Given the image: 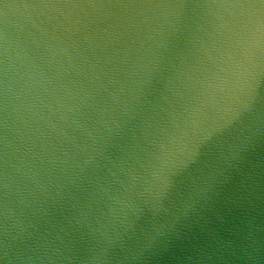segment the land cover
<instances>
[{
  "label": "clouds",
  "instance_id": "clouds-1",
  "mask_svg": "<svg viewBox=\"0 0 264 264\" xmlns=\"http://www.w3.org/2000/svg\"><path fill=\"white\" fill-rule=\"evenodd\" d=\"M0 264H264V0H0Z\"/></svg>",
  "mask_w": 264,
  "mask_h": 264
}]
</instances>
